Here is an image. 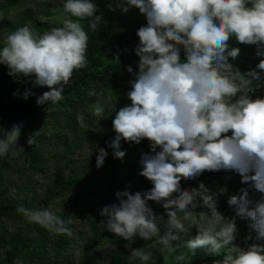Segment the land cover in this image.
Listing matches in <instances>:
<instances>
[{
  "label": "trees",
  "instance_id": "16d2710c",
  "mask_svg": "<svg viewBox=\"0 0 264 264\" xmlns=\"http://www.w3.org/2000/svg\"><path fill=\"white\" fill-rule=\"evenodd\" d=\"M31 1H4L0 15ZM131 1L151 10L168 6V0ZM262 1H241L233 7L225 0H193V7L204 11L205 20H185L197 40L184 47L174 45L182 35L177 31L158 40L145 39L143 21L116 8L118 0H70L58 21L40 20L47 16L45 6L14 26L0 25L6 33L0 45V264H264V215H256L264 205V131L240 141L241 111L264 104V91L260 92L264 16L257 13ZM217 19L221 22L216 23ZM210 23L225 34L211 47ZM25 38L39 49H48L57 67L46 75L33 68L39 60L24 50ZM165 55L169 57L160 61V73L175 68L188 73L172 85L163 83L167 93L174 88L166 105L139 113L146 100L140 95L147 84L158 87L162 82L160 75L147 78L145 69ZM206 65L214 80L202 83L200 91L194 79ZM227 71L234 78L257 79L252 84L255 95L231 114L221 108L222 117H216L206 105L208 95L219 90V78ZM103 100L114 105L96 117L93 105ZM183 100L192 101L194 113L188 114L187 121L179 120L174 131L168 119H174ZM44 113L52 120L46 121ZM35 117L39 119L33 121ZM148 123L153 124L150 134L139 126ZM97 125L102 131L94 134L92 148L109 173L98 187L84 186L90 166L70 156L81 151L82 136ZM59 137L65 143L61 163L52 175L41 173L42 198L22 202L21 187L8 196L3 177L21 179L42 172L50 153L47 141ZM144 137L156 147L149 157L134 148L143 146ZM20 141L19 151H13L10 145ZM121 147L125 155L136 156L134 161L145 158L139 170L132 165L120 168L113 154ZM180 162L202 171L197 174L184 168L163 178L165 165ZM150 169L153 176L140 182ZM154 176L161 182L152 187L148 181ZM176 191L182 195L176 196ZM72 193L78 199H70ZM123 197L128 202L115 208L116 199ZM142 197L146 201L134 207V201ZM57 200L63 205L80 200L85 208L81 213L74 208L55 211ZM236 206L249 210L247 222L222 223L226 235L217 241L209 235L201 243L196 236L171 234L185 212L194 219L227 210L238 215ZM80 218L85 229L76 236ZM76 251V258L68 257Z\"/></svg>",
  "mask_w": 264,
  "mask_h": 264
},
{
  "label": "rangeland",
  "instance_id": "374dc122",
  "mask_svg": "<svg viewBox=\"0 0 264 264\" xmlns=\"http://www.w3.org/2000/svg\"><path fill=\"white\" fill-rule=\"evenodd\" d=\"M7 0H0V5ZM13 2L17 0H11ZM70 0H33L29 3H25L20 5L18 8H14L9 10L5 16L0 15V25H9L14 26L18 21H20L25 15L32 13H39L43 10V8L47 7V16L41 17L40 20L45 23H52L58 21L60 18L64 16L65 8L68 5ZM226 5L235 6L237 3L239 4L241 1H249V0H225ZM168 6L165 9H148L139 7L134 5L131 0H118L115 5L116 8H121L128 10L130 14H132L135 18L141 19L143 21V30L142 36L145 39L150 40H158L162 37L167 36L168 34L177 31L181 32V37L176 40L175 46L184 47L192 45L197 40V35L185 24V20L192 23L193 21H197L199 19L205 20L204 11L197 10L193 7V0H168ZM237 4V5H238ZM257 13L264 16V2L258 3ZM221 20L217 19L216 23H220ZM207 34L210 39L209 47L215 46L216 43L221 42L225 34L222 29L218 28L217 24L210 23L207 26ZM6 40V33L2 29L0 30V45L4 44ZM24 50L26 53L32 57H35L39 60V63L32 65L33 68H38L43 74H48L52 70H54L57 65L53 62L49 50L39 49L37 48L33 41L30 39H24ZM169 55L160 56L155 61H153L149 68L145 69V76L148 78H152L153 75H160L161 84L158 87H152L150 83L147 84L145 91L142 92V97L146 100L144 101V105L142 108L138 109L139 113H144L149 111L154 106L166 105L171 98V92L174 89L170 88L169 92H165L162 89L163 83H167L172 85V82L177 79V77H181L184 72L188 73V70L182 71L180 68L168 69L164 73H160L158 70L160 69V61L168 58ZM208 65L202 67L199 72L196 73L194 83L199 90L202 91L201 84L205 82L212 83L214 80V75L209 71ZM201 75V78L200 76ZM257 79L254 82L244 79V78H234L233 74L230 71L225 72L219 78L218 91L211 92L209 91L208 97L210 98V103L206 104L210 110H214L216 112V117H222L221 108L225 109L228 114H231L235 111L237 107L243 101L250 96H254L255 92L253 91L252 84L257 83ZM252 82V83H251ZM264 91V86H260V92ZM114 104L111 101L103 100L95 103L93 107H95V116L102 117L104 116L113 106ZM241 117L243 118V128L240 134V141L244 142L246 137L255 138L258 134L264 131V104L259 105L258 107L242 110ZM193 114V103L189 100H183L182 104L175 109L174 111V119L170 118L169 123L172 126V129L175 131L180 126L179 120L184 119L188 120V114ZM42 116L45 117L46 121H51L52 117H50L47 113H44ZM39 117H35L33 121H36ZM211 120V119H210ZM141 130L150 134L153 130V124H143L140 125ZM102 129L99 125L91 126L90 133L82 136V149L81 151H76L70 157L80 161L81 163H87L90 166L89 173L86 176V180L84 181V186H92L98 187L107 177L109 173L108 168L101 161L98 155L95 154L92 148V144L96 141L94 138L95 133H100ZM162 131V128H160ZM49 136V135H48ZM148 137H144L143 146L140 144H135L134 148L136 151L143 153L149 157L152 153H155L156 147L155 144ZM68 141V139H67ZM69 142V141H68ZM23 142H16L10 145V148L13 151L18 152ZM46 147L49 149V152L46 156L45 166L42 172H33L28 178H17L12 175H5L3 177L4 187L3 190H7L8 196H13L16 191V187L22 188V193L20 194V199L22 202L30 203L31 201L36 203L38 202L42 196V187L44 186L43 177H41V173L45 175H52V173L58 169V166L61 163V151L64 147V142L62 137H59L57 140L47 141ZM115 159H118V163L120 168L127 169L128 166L132 165V169L135 171L139 170L140 160L145 158H140V160H136V156L125 155L124 149L118 148L117 153L113 154ZM92 158H95L94 163H91ZM220 160V158H219ZM23 168L27 167L26 164L20 165ZM189 168L192 172L200 174L202 171V167H196L194 164H189L186 162H180L178 164L168 163L163 168V178H167L168 176L177 175L181 172L182 169ZM152 169V168H151ZM148 170L147 172H143L140 176V182L146 180L147 176H153V171ZM160 178H156L148 181L149 186H154V184L160 183ZM138 183V182H137ZM7 185H11V188H6ZM237 189V187H234ZM182 192L176 191V196H181ZM215 194L212 193L210 197H214ZM248 197V196H247ZM70 199H78L74 193L69 196ZM63 200H66L65 198ZM76 201V200H75ZM146 199L144 197L139 200L134 201V207L137 206L140 202H144ZM128 199L123 197L116 199L115 208L120 209L123 204L127 203ZM239 210L238 215L232 214L230 210H227L226 214H221L220 212H211V214L206 217H202L201 219H194L189 212H185L179 219L176 221V226H179L173 230H171V234L174 231H177L180 238H184L187 236H196L201 243H205V236H211L213 241H217L221 237H224L226 234V228L222 223L230 222L231 224H236L238 221H242L243 223L247 222L249 217V210L246 208H242L236 206ZM75 209L81 213L85 208V205L77 200L74 205L61 203V200H57L53 209L55 211L61 209ZM264 205H261L260 210L257 211V217H262L264 215L263 212ZM199 214H202V211H198ZM80 217V216H79ZM134 215H131L130 218H133ZM223 222H222V221ZM79 223L76 228V236L80 235L84 232V226L82 225V219L80 218ZM234 228H236L233 225ZM197 232L192 233L191 232ZM48 245V241L46 242ZM210 247V244H204V248ZM78 255V251L72 252L68 254V257L71 259L76 258Z\"/></svg>",
  "mask_w": 264,
  "mask_h": 264
}]
</instances>
